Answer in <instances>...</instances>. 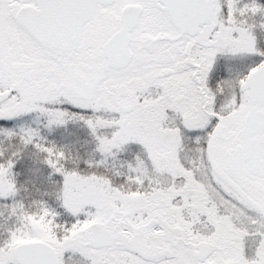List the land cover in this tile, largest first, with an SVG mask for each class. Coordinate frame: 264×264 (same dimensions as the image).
<instances>
[{
	"label": "snow or ice",
	"instance_id": "1",
	"mask_svg": "<svg viewBox=\"0 0 264 264\" xmlns=\"http://www.w3.org/2000/svg\"><path fill=\"white\" fill-rule=\"evenodd\" d=\"M0 264H264V0H0Z\"/></svg>",
	"mask_w": 264,
	"mask_h": 264
},
{
	"label": "trees",
	"instance_id": "2",
	"mask_svg": "<svg viewBox=\"0 0 264 264\" xmlns=\"http://www.w3.org/2000/svg\"><path fill=\"white\" fill-rule=\"evenodd\" d=\"M69 132H76L78 133L81 137H86L87 136V133L84 131V130H81V129H78L76 128L75 126L73 125H69ZM56 137L58 140H61L62 137H68V139H72L71 136H69V133L68 132H65L64 130L63 131H58L56 134ZM54 137V136H53Z\"/></svg>",
	"mask_w": 264,
	"mask_h": 264
},
{
	"label": "rangeland",
	"instance_id": "3",
	"mask_svg": "<svg viewBox=\"0 0 264 264\" xmlns=\"http://www.w3.org/2000/svg\"><path fill=\"white\" fill-rule=\"evenodd\" d=\"M60 131H63V130H60ZM53 136H54V137H53ZM53 136H52V138H53V139H57V137H56V135H55V134H54Z\"/></svg>",
	"mask_w": 264,
	"mask_h": 264
}]
</instances>
